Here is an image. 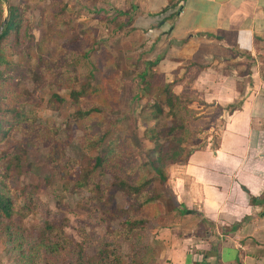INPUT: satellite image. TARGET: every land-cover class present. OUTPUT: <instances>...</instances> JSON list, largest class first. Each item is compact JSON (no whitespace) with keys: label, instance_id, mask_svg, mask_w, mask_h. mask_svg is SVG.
I'll use <instances>...</instances> for the list:
<instances>
[{"label":"rangeland","instance_id":"1","mask_svg":"<svg viewBox=\"0 0 264 264\" xmlns=\"http://www.w3.org/2000/svg\"><path fill=\"white\" fill-rule=\"evenodd\" d=\"M10 3L23 9L19 36L10 39L15 46L10 59L24 61L16 90L26 120L13 126L0 144V151L6 157H18L19 171L12 177V185H29L37 205L23 219L1 218L0 264H75L72 251L77 243L84 248L86 258L95 262L101 256L94 253L93 242L101 240L109 227L120 228V219L126 216L120 210L130 202L118 190L110 189L112 174L106 169L110 163L92 171L97 152L82 146L89 130L84 131L74 120L71 89L77 87L83 99H90L89 90L97 78L100 89L95 97L109 100L108 87L103 89L102 81L114 79L117 94L104 108L100 133L119 142L130 140L138 147L137 157L146 162L153 157V143L169 142L174 137L169 135V129L185 126L186 121L191 141L185 145V157L198 145L197 133L205 127L199 126L197 116L202 101L194 99V91L182 84L180 96L195 100L187 99V107L194 111L192 120L186 119V110H168L165 106L163 113L152 116L153 99L141 89L139 73L145 69L150 70V75L154 72L142 53L137 55V50L130 49L135 44L127 36V18L112 6L111 0H0V27L9 14ZM71 45L76 47L71 49ZM68 51L70 55L66 57ZM53 95L62 100L50 103ZM145 105L149 106L144 108ZM213 111L208 122L216 114ZM169 166L162 168L166 176ZM148 168L161 205L136 212L137 218L152 216L135 233L132 244L116 234L112 247L117 246L119 264H182L178 263L180 257L183 259L193 249L204 252L210 246L205 237L214 235L215 226L198 216L183 217L170 186L169 191L161 184L157 171ZM112 210L118 214L113 215ZM46 220L67 235L69 242L63 251L41 242L37 227ZM220 240L217 245L223 242ZM113 255L103 264H117ZM214 259L207 262L214 264Z\"/></svg>","mask_w":264,"mask_h":264},{"label":"crops","instance_id":"2","mask_svg":"<svg viewBox=\"0 0 264 264\" xmlns=\"http://www.w3.org/2000/svg\"><path fill=\"white\" fill-rule=\"evenodd\" d=\"M127 1L111 0L127 18L129 48L175 81V94L186 84L203 105L198 145L163 184L183 217L215 231L204 252L178 263L264 264V0Z\"/></svg>","mask_w":264,"mask_h":264},{"label":"trees","instance_id":"3","mask_svg":"<svg viewBox=\"0 0 264 264\" xmlns=\"http://www.w3.org/2000/svg\"><path fill=\"white\" fill-rule=\"evenodd\" d=\"M8 10L7 22L0 33V66L2 67L0 69V144L6 140L16 123L26 120V114L20 108L19 94L16 90V83L22 75L24 66L22 62L24 61L18 59L13 62L10 59V51L15 47L10 44V39L13 35L19 36L23 9L19 4L10 3ZM77 39L75 38L74 42H77ZM75 47L71 45V49ZM69 55L70 51L67 52L66 57ZM139 74L141 89L153 99V104L150 105L153 110V117L163 113L164 108L168 110L177 108L186 110V119L192 120L194 111L187 107L188 100L172 91L175 81H161L157 74L151 73L152 75H150V71L147 69ZM115 76L117 77V73H115ZM95 80V85L91 86L89 90L92 96L90 99H83L77 87L71 89V104L75 107L74 120L83 126L84 131L86 129L89 130L83 136L84 142L82 146L97 152L93 156L95 161L92 165V171L102 168L103 164L108 165L110 163L111 166L109 165L106 168L112 174V176L110 175V189L112 191L118 190L124 197L129 199L130 205L120 210L126 215L123 219H120V228L109 227L107 234L101 240L93 242V244L96 243L94 253L101 256L99 260L94 262L92 259L86 258L84 248L78 243L72 254L75 264H93V262L94 264H103L108 260L111 261L112 254H114L113 259H116V263L119 264L120 256L117 254V246L112 247L114 243L113 236L119 234L131 243L135 233L144 228V224L152 216L143 215L137 218L136 212L141 211L144 207L153 210L157 205H161L160 194L157 192L152 178L148 177L150 172L148 167L150 166L157 171L161 184L164 183L165 174L162 168L181 162L186 158L184 155L186 153L185 145L191 141V133L187 125L188 121H186L185 126L175 125L171 127L168 132L169 135H174V137L167 143H153V157L147 162L141 161L137 157L138 147L133 145L130 140L119 142L113 137H107V134L100 133L103 118L105 117L104 108L109 106V101H112L115 94H117V85L114 79L102 81L103 89L108 87L109 90L108 100L105 96L95 97L100 89V80L97 78ZM54 99L55 101L62 100V98L53 95L50 103L54 104ZM148 106L145 105L144 108ZM163 106L165 107L163 108ZM179 133L181 135L177 136ZM149 138L151 141H155V138L150 136ZM101 145H105L103 150L100 149ZM16 161H18V157H6L0 151V220L1 218L9 220L13 216L23 219L31 214L37 205V197L34 191L29 189V185H12L11 179L19 171V165ZM102 173H104L103 170L100 174ZM21 196L24 201L19 202L18 199ZM112 214H118L117 210H112ZM37 229L41 242L50 243L57 251H63L62 249L69 242L63 230H60L59 227L47 220L43 225L38 226ZM214 250L216 251V249ZM215 253L217 255V252ZM133 260L136 261V258L134 257Z\"/></svg>","mask_w":264,"mask_h":264},{"label":"water","instance_id":"4","mask_svg":"<svg viewBox=\"0 0 264 264\" xmlns=\"http://www.w3.org/2000/svg\"><path fill=\"white\" fill-rule=\"evenodd\" d=\"M7 11H8V8H7ZM7 16H8V14H7L6 17L4 18V20H3V24H2L1 27H0V33L2 32L5 23L7 22V18H8Z\"/></svg>","mask_w":264,"mask_h":264}]
</instances>
